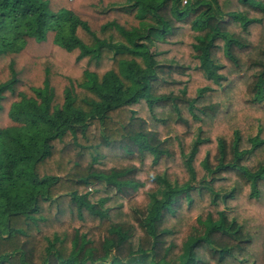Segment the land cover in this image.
Instances as JSON below:
<instances>
[{
	"label": "trees",
	"instance_id": "16d2710c",
	"mask_svg": "<svg viewBox=\"0 0 264 264\" xmlns=\"http://www.w3.org/2000/svg\"><path fill=\"white\" fill-rule=\"evenodd\" d=\"M0 264H264V0H0Z\"/></svg>",
	"mask_w": 264,
	"mask_h": 264
}]
</instances>
